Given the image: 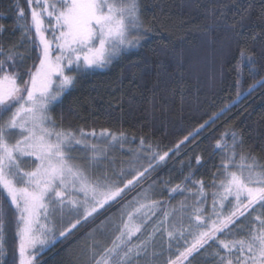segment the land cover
<instances>
[{
  "label": "snow or ice",
  "instance_id": "snow-or-ice-1",
  "mask_svg": "<svg viewBox=\"0 0 264 264\" xmlns=\"http://www.w3.org/2000/svg\"><path fill=\"white\" fill-rule=\"evenodd\" d=\"M28 4L30 22L22 8L16 21L21 39L7 49L0 45V252L7 221L3 199H7L15 220L19 264H35L57 222L77 217L59 233L70 234L149 170L155 171L172 151H151L152 145L141 138L139 151L147 158V167L136 170L121 187L99 169L108 159V148L121 142L124 133L77 132L58 125L49 114L50 106L75 82L66 69L104 68L147 38L152 28L142 18L140 0H28ZM21 46L25 51H19ZM29 47L38 53V64L27 70L24 79L17 69ZM240 56L255 65L252 54L245 55L242 49ZM258 83L264 87V80ZM189 136L195 138L193 133ZM228 136L221 133L215 142L221 162L210 185L190 174L184 180L198 185L195 191L180 184L169 189L170 195L187 192L191 206L181 201L179 209L162 211L163 218L151 232L145 226L161 207L160 201L139 203L126 219L122 212L119 223L91 237L90 264H161L165 238L169 255L163 264H192L190 257L209 248L214 249L213 264H264V162L243 150L244 140L236 132H231L230 143ZM196 160L199 164L200 158ZM208 187L214 189L210 208Z\"/></svg>",
  "mask_w": 264,
  "mask_h": 264
},
{
  "label": "trees",
  "instance_id": "trees-1",
  "mask_svg": "<svg viewBox=\"0 0 264 264\" xmlns=\"http://www.w3.org/2000/svg\"><path fill=\"white\" fill-rule=\"evenodd\" d=\"M140 4L142 18L152 28L147 38L139 46L124 50L104 68L69 70L75 82L53 104L51 112L57 124L66 129L124 133L122 142L112 145L114 149H129L145 160L139 151L141 138L152 145L151 151H172L156 164L155 171L145 173L116 201L50 243L36 264H82L72 246L76 235L85 233L92 223L98 224L150 178L170 174L168 185L180 184L195 191L198 185L194 187L184 180L191 174L192 179L210 185L221 162L215 148L221 133H229L225 139L230 143L231 132H236L244 140L243 150L264 162V87L258 83L264 80V0H140ZM20 8L30 22L28 0H0V25L4 29L0 45L5 49L21 39L16 24ZM242 49L245 55L254 56L255 65L241 59ZM19 51H25L24 47ZM37 55L29 47L24 63L17 69L24 79L27 70L38 64ZM221 109L225 111L221 113ZM185 136L189 140L180 144ZM127 156L120 157L118 163ZM213 190L206 188L209 208ZM162 198L159 220L162 211L179 209L181 201L189 206L193 203L187 192L170 195L165 191ZM5 227L4 264H15L16 229L9 222ZM156 235L161 242L160 234ZM163 242L161 264L169 255L166 238ZM213 252L212 248L201 250L195 258L190 257L192 264H213Z\"/></svg>",
  "mask_w": 264,
  "mask_h": 264
},
{
  "label": "rangeland",
  "instance_id": "rangeland-1",
  "mask_svg": "<svg viewBox=\"0 0 264 264\" xmlns=\"http://www.w3.org/2000/svg\"><path fill=\"white\" fill-rule=\"evenodd\" d=\"M131 48H133V47H131ZM127 49H130V48H127ZM68 71L69 70L66 69V74H69ZM64 93H63V95H64ZM62 96L60 97V99L62 98ZM58 101H56V102H58ZM56 102H54L53 104H55ZM53 104L50 106L49 114L51 116H52V112L51 111H52V108H53ZM53 119H54V117H53ZM96 133H97V136H99L100 132H96ZM121 142H122V140H121ZM121 142H119V143H121ZM116 144L117 143H115V145ZM114 148H115V146L114 147L111 146V147L108 148V159H106L104 161V163L100 166L99 171L106 172L107 175L112 180L117 181L119 186L123 187V185L125 183H127L128 180L132 179L133 176L136 175V170L142 171L144 167H147L148 160L142 159L143 156H141V154H140L139 155L140 156V160L137 161L136 160V155L132 154L129 151V149L122 150V149H125L123 147H121L122 149H119V148L114 149ZM77 155L78 156H82V153H77ZM126 156H127V158L122 163H118V159L120 157H126ZM133 164H135V168L132 167ZM122 169L124 171V175L123 176L120 175V172H121ZM110 172H111V174H110ZM112 173H114V174H112ZM114 176H118L117 179H115ZM171 177H170V174H168V175L162 176L160 179L152 180L150 178V180H147L145 183H143L142 185L139 186L138 192L130 193L127 197L123 198L122 201L119 202L118 207L115 208L116 207L115 206L114 207L115 209L113 210V212L109 213L107 217H105L102 220H100L99 222H97L98 224L93 226L94 223H92L91 225L88 226L89 229L88 230L86 229L87 231L85 233H82V234L78 233L76 235V237L73 239L74 243H73L72 246H73L74 252H76V254H78L80 256L81 263L82 264H90V252H89V247L88 246H89V244L91 242V237L92 236H97L98 237L99 233L101 231H103L105 228H110L114 223H119L122 212L125 213V219H126V213L128 211H131L133 208L138 207L139 203H147L149 200H156V201L162 202V200H163L162 196H163L164 192L165 191L169 192V189L173 187V186L168 185V182L170 181ZM138 182H139V180L135 181L134 184L131 185V186L136 185ZM131 186H129V187H131ZM125 190H127V189H125ZM145 193H147V197H145ZM0 199H2V197H0ZM3 204H4L5 210L7 212L6 224L9 222V224L11 223V225L15 226L13 210L8 206V201H6V199H3ZM160 210H161V207L158 208V209H155L156 215L153 216L152 219L145 226L146 232H151L154 224H157L159 222L158 215H159ZM145 211H148V210L146 209ZM76 218L77 217L69 218V217L66 216L62 223L61 222H57L56 228L54 230V233L50 237L48 244H46L44 246V250L40 251L38 253V255L36 256L35 264L38 262L39 256L41 254H43V252L46 249L49 248L50 243L53 244L59 238L64 237V236H60L59 235L60 231H62L66 227H69L70 223L74 222ZM82 221H84V220H82ZM102 222H103V224H102ZM5 229H6V227H5ZM4 235H5V232H4ZM156 241L158 243L160 242V239H159V237L157 235H156ZM105 243H108V241H105ZM5 250L6 249H5V246L3 244V250H2V252H0V264H4L5 263V260H3L4 259V254H5ZM13 259H15L14 261H16L15 264H19L18 238L16 240V253L13 256Z\"/></svg>",
  "mask_w": 264,
  "mask_h": 264
}]
</instances>
